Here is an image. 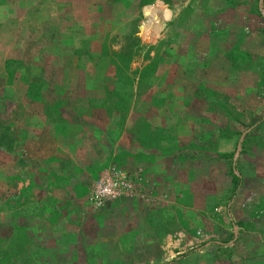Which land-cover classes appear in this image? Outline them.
<instances>
[{"label": "rangeland", "instance_id": "obj_1", "mask_svg": "<svg viewBox=\"0 0 264 264\" xmlns=\"http://www.w3.org/2000/svg\"><path fill=\"white\" fill-rule=\"evenodd\" d=\"M0 1V264H264V0Z\"/></svg>", "mask_w": 264, "mask_h": 264}, {"label": "crops", "instance_id": "obj_2", "mask_svg": "<svg viewBox=\"0 0 264 264\" xmlns=\"http://www.w3.org/2000/svg\"><path fill=\"white\" fill-rule=\"evenodd\" d=\"M7 4L0 1V78L4 76L2 73H4L3 66L5 61L12 57L16 58V51L18 52V55L26 53V55L30 56L32 54L29 49L19 51L20 47L16 46L17 41H26L27 39L30 41L33 39V35H30L27 38H21L22 36H19V30L16 32V30L10 29L12 23H17L18 19L11 17L9 14H7V11L5 12ZM17 4L19 5V3ZM33 4H35V1ZM38 36L41 35L39 34Z\"/></svg>", "mask_w": 264, "mask_h": 264}, {"label": "trees", "instance_id": "obj_3", "mask_svg": "<svg viewBox=\"0 0 264 264\" xmlns=\"http://www.w3.org/2000/svg\"><path fill=\"white\" fill-rule=\"evenodd\" d=\"M236 179H237V181H236ZM238 181H239V175L238 174H233V179H232L233 188L231 190V193H230V197L229 198L232 197V195L234 193V190H235V188H236V186L238 184Z\"/></svg>", "mask_w": 264, "mask_h": 264}, {"label": "bare ground", "instance_id": "obj_4", "mask_svg": "<svg viewBox=\"0 0 264 264\" xmlns=\"http://www.w3.org/2000/svg\"><path fill=\"white\" fill-rule=\"evenodd\" d=\"M146 7H148V8H150L149 6H146ZM144 28L145 29H147V27L144 25ZM152 30V28H150V30H149V33H148V31H147V33H148V35L150 34V31ZM152 32V31H151Z\"/></svg>", "mask_w": 264, "mask_h": 264}]
</instances>
